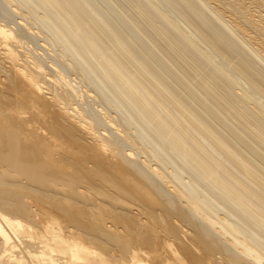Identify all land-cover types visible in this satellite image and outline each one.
Listing matches in <instances>:
<instances>
[{
    "label": "bare ground",
    "instance_id": "obj_1",
    "mask_svg": "<svg viewBox=\"0 0 264 264\" xmlns=\"http://www.w3.org/2000/svg\"><path fill=\"white\" fill-rule=\"evenodd\" d=\"M123 2L0 0V264H264V0Z\"/></svg>",
    "mask_w": 264,
    "mask_h": 264
},
{
    "label": "rangeland",
    "instance_id": "obj_2",
    "mask_svg": "<svg viewBox=\"0 0 264 264\" xmlns=\"http://www.w3.org/2000/svg\"><path fill=\"white\" fill-rule=\"evenodd\" d=\"M117 4H118V6H119V8L121 9V10H123L124 12H127L128 11V5L127 4H125L124 2H123V0H117ZM25 11V13H27L29 16H30V14H29V12L28 11H26V10H24ZM110 15H111V17H113L114 18V14L113 13H109ZM232 25V24H231ZM231 30H233L232 28H230ZM228 33H230V32H228ZM237 39L239 38V35H237V36H235ZM171 59L173 60V62H175L176 60L175 59H173V57H171ZM152 61H153V63L154 64H157V60L156 59H154L153 57H152ZM160 67H162V66H160ZM161 70L163 71V72H165L166 73V70H164L163 69V67L161 68ZM183 89V88H182Z\"/></svg>",
    "mask_w": 264,
    "mask_h": 264
}]
</instances>
